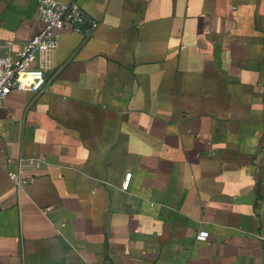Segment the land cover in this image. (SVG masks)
Listing matches in <instances>:
<instances>
[{"label":"crops","instance_id":"0c3cea01","mask_svg":"<svg viewBox=\"0 0 264 264\" xmlns=\"http://www.w3.org/2000/svg\"><path fill=\"white\" fill-rule=\"evenodd\" d=\"M59 1L98 26L0 105V264H264V0ZM36 7L0 0L14 52Z\"/></svg>","mask_w":264,"mask_h":264},{"label":"built area","instance_id":"2783aa9c","mask_svg":"<svg viewBox=\"0 0 264 264\" xmlns=\"http://www.w3.org/2000/svg\"><path fill=\"white\" fill-rule=\"evenodd\" d=\"M37 18L43 23L42 29L25 42L24 48L14 52L13 42L0 40V105L12 90L38 92L47 81L45 56L58 46L59 30L69 26L84 36L91 35L98 26V20L75 2L59 0H36ZM29 166H37L36 157L20 160ZM131 173L127 172L122 180L121 189L127 190ZM50 209L49 206L45 210ZM208 232L200 230L196 239L206 241Z\"/></svg>","mask_w":264,"mask_h":264}]
</instances>
